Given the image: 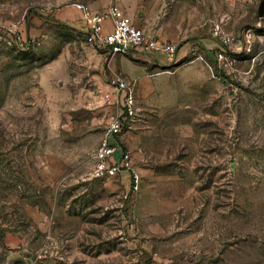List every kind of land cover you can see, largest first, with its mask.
<instances>
[{
  "label": "rangeland",
  "instance_id": "obj_1",
  "mask_svg": "<svg viewBox=\"0 0 264 264\" xmlns=\"http://www.w3.org/2000/svg\"><path fill=\"white\" fill-rule=\"evenodd\" d=\"M87 1L0 0V264H264V0H135L179 47L217 44L204 61L131 54L160 74L136 83L117 139L135 192L128 173L93 177L112 73L74 7ZM10 30L28 47H8Z\"/></svg>",
  "mask_w": 264,
  "mask_h": 264
},
{
  "label": "built area",
  "instance_id": "obj_2",
  "mask_svg": "<svg viewBox=\"0 0 264 264\" xmlns=\"http://www.w3.org/2000/svg\"><path fill=\"white\" fill-rule=\"evenodd\" d=\"M74 7L82 14L81 20L87 31L88 42L96 50L103 52L108 57L109 63L117 56H126L131 53L161 57L170 62L178 61L180 51L178 44L150 37L135 26L132 19L119 7L111 6L99 12L93 11L84 3H77ZM213 36L222 46H228L231 41L222 33L219 26L213 28ZM3 42L15 49H24L29 45L22 36L11 30L5 34ZM188 57L192 59L190 62L204 61L196 48L189 50ZM215 60L220 68L230 66L226 53L223 51L216 55ZM108 87L109 89L101 97L102 105L109 109L107 126L99 145L90 155L93 163V177L111 179L128 173L130 189L135 192L140 188V174L133 164L131 152L122 149L117 139L137 120L136 82L120 73H113L108 80Z\"/></svg>",
  "mask_w": 264,
  "mask_h": 264
},
{
  "label": "crops",
  "instance_id": "obj_3",
  "mask_svg": "<svg viewBox=\"0 0 264 264\" xmlns=\"http://www.w3.org/2000/svg\"><path fill=\"white\" fill-rule=\"evenodd\" d=\"M86 5H89L92 8V10L95 12L107 10L111 6H117L120 9H122L126 13V15L132 19L135 26L142 29L147 35H149L152 38H156L164 42L172 41L173 43L178 42L179 39L181 38L179 33H176V32L172 33L160 27H154V28L149 27L151 21L144 20V19L142 20L141 17H139L137 13L138 8H136L137 5H136L135 0L132 1L131 4H124L118 0H88ZM76 11L79 13L80 18H82L81 12H79L77 9ZM71 13H73V11L71 12V10H69L66 15H70ZM66 15H64L63 18H65ZM57 18L59 19V15L57 16ZM201 46L212 51L217 47V44L215 43V41L209 38L208 39L204 38L201 41L186 40L183 47L182 46L179 47L180 48L179 57H181L180 56L181 52L185 48L198 49ZM131 54L126 55V56H117L114 59H112L110 62V65H108V71H110L112 74L120 73L123 76H125L127 79L138 83L139 86L143 82L148 83V81H150V78H152L151 81L160 80L159 79L160 74L149 75V71L151 70V68L153 69V67H155L156 65L155 62H153L149 58H146L147 60H142L141 58H136L135 56ZM135 54H138V53H135ZM187 54L188 53L183 54V55L185 56ZM179 60L176 63H178Z\"/></svg>",
  "mask_w": 264,
  "mask_h": 264
},
{
  "label": "water",
  "instance_id": "obj_4",
  "mask_svg": "<svg viewBox=\"0 0 264 264\" xmlns=\"http://www.w3.org/2000/svg\"><path fill=\"white\" fill-rule=\"evenodd\" d=\"M259 13L260 17L264 18V1L260 4Z\"/></svg>",
  "mask_w": 264,
  "mask_h": 264
}]
</instances>
